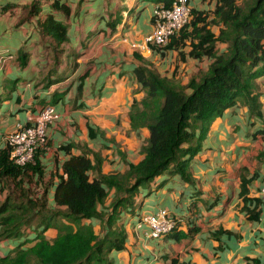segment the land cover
<instances>
[{
  "label": "crops",
  "instance_id": "crops-1",
  "mask_svg": "<svg viewBox=\"0 0 264 264\" xmlns=\"http://www.w3.org/2000/svg\"><path fill=\"white\" fill-rule=\"evenodd\" d=\"M50 1L0 0V147L6 132L25 123L44 103L52 104L56 118L46 127V144L36 150L31 164L40 172L28 167L22 182L39 195L43 191L52 207L53 188L68 156L84 153L96 161L98 168L89 170L90 177L97 170L123 172L127 163L142 157L148 129L132 127L128 117L131 100L143 95L132 73L136 65L152 63L166 76L177 66L187 72V80L205 69L209 59L189 55L185 39L161 48L130 46L151 30V10L159 0H60L69 8L66 14L51 9ZM190 7L202 10L203 5L191 0ZM47 13L66 25L60 53L53 51L49 59L41 41L51 37L37 29V19ZM218 26L206 25L214 35ZM214 48L224 49L225 43L215 41ZM19 49L27 52L22 60ZM178 49L183 51L179 59ZM254 84L262 117L251 115L241 101L226 107L210 121L188 160L190 181L166 171L139 186L132 205L121 210L116 221L125 237L122 247L108 251L111 264H170L172 259L174 264H246L250 258L264 262V140L258 132L264 128V73ZM65 143L67 150L61 147ZM241 184L246 189L242 195ZM6 188L0 182V198ZM113 195L111 188L98 208L108 207ZM159 207L176 225L164 236L150 237L141 217ZM256 209L257 217H250ZM82 222L101 232L98 219ZM31 229L35 234L34 225L25 226L15 237L24 239L15 245L0 239V255L18 244L30 245L33 237L26 236ZM56 232L49 226L42 233L51 239Z\"/></svg>",
  "mask_w": 264,
  "mask_h": 264
},
{
  "label": "trees",
  "instance_id": "trees-1",
  "mask_svg": "<svg viewBox=\"0 0 264 264\" xmlns=\"http://www.w3.org/2000/svg\"><path fill=\"white\" fill-rule=\"evenodd\" d=\"M170 1L158 3L168 5ZM49 6L65 14L69 10L60 0H51ZM190 11L188 22L169 43L183 44L187 39L189 55L209 59L205 69L189 76L183 85L159 75L151 64L132 69L143 95L130 102V125L148 129L140 147L142 157L136 163H127L123 172L97 170L90 177L89 170L98 168L96 161L92 163L84 153L68 156L61 163L62 173L54 185V205L50 207L43 191L39 195L22 184L27 179L25 170L29 167L39 174V167L12 163L7 147H0V182L7 187L0 201V239L20 236L34 220L37 228L30 245L18 244L0 255V264H111L108 251L122 247L125 237L116 221L120 211L132 205L139 186H147L154 176L166 171L190 181L188 160L199 149L210 121L226 107L241 101L251 115L262 117L254 78L264 73V0H214L210 12L191 7ZM212 23L219 24L215 35L206 27ZM187 26L190 29L184 31ZM37 29L57 44L66 38L65 23L52 13L37 19ZM215 41L224 42L225 48L216 51ZM26 54L19 49L20 60ZM178 54L183 56L180 50ZM258 132L264 140V128ZM61 147L67 150L69 143ZM111 188L114 195L108 207L98 208ZM245 191L241 184L240 194ZM258 211L250 217L256 218ZM60 216L67 222L58 223ZM91 218L98 219L100 233L94 232L90 222H82ZM49 226L57 228L51 239L42 233ZM246 264L264 262L250 258Z\"/></svg>",
  "mask_w": 264,
  "mask_h": 264
},
{
  "label": "built area",
  "instance_id": "built-area-1",
  "mask_svg": "<svg viewBox=\"0 0 264 264\" xmlns=\"http://www.w3.org/2000/svg\"><path fill=\"white\" fill-rule=\"evenodd\" d=\"M188 0H171L168 5L156 3L151 10V30L140 42H130L138 50L165 46L171 36L177 34L190 17ZM56 112L51 103H44L36 113L30 115L25 123H17L3 136V146L7 147L8 158L16 165H25L34 160L38 148L46 144V127L54 121ZM264 194V186L261 188ZM141 221L148 227L147 235L161 237L169 233L176 225V220L168 217L163 207L143 214Z\"/></svg>",
  "mask_w": 264,
  "mask_h": 264
},
{
  "label": "rangeland",
  "instance_id": "rangeland-1",
  "mask_svg": "<svg viewBox=\"0 0 264 264\" xmlns=\"http://www.w3.org/2000/svg\"><path fill=\"white\" fill-rule=\"evenodd\" d=\"M190 1L191 0H188V3H189V5H190ZM201 2H202V5H203V7H201L202 8V10H204V11H209L210 12V10L211 9H209V8H212L213 7V0H200ZM198 24H200V23H198ZM187 28V29H186ZM185 28V30L184 31H186V30H188V29H190V27H186ZM194 38V37H193ZM186 41H187V39H186ZM41 43H42V45L44 46V48H45V46H46V48L49 50V55H47V53H46V57L48 58V56L50 57V54L53 52V51H55V50H58V49H61V47L62 46H59V44H57L52 38H48V37H46V38H44L42 41H41ZM45 48V49H46ZM174 48H176V47H174ZM185 49H186V51L189 49V48H187V47H184ZM177 49V48H176ZM179 50V49H178ZM178 50H176V54H177V57H178V59H179V54H178ZM180 51H182V50H180ZM58 52L60 53V50H58ZM182 53H183V51H182ZM3 58L1 57L0 58V61L2 60ZM49 59V58H48ZM152 64V63H151ZM183 65L185 64L184 62L182 63ZM152 66V65H151ZM180 66V65H179ZM153 67V66H152ZM185 70H183L182 68H180L179 67V69H177V66L171 71V76H166L165 74H159V75H161V76H166V77H169L170 79H172V80H174L175 82L174 83H176V84H185L186 83V79H184V75H185V72H184ZM187 73V72H186ZM189 78V77H188ZM186 80V81H185ZM7 133V132H6ZM5 133V134H6ZM4 134V135H5ZM1 136H3V134L1 135ZM2 140H3V138H2ZM34 161V160H33ZM33 161L30 163V164H32L33 163ZM8 191H10V189L8 190ZM11 192V191H10ZM6 193V192H5ZM10 195H14V193L13 192H11L10 193ZM2 200V198H0V201ZM56 221L59 223L60 221H61V219L60 218H56ZM36 223V220H34L33 222H31L28 226H30V225H35V223ZM36 226V225H35ZM95 228V231L97 232V233H100V229L97 227V226H95L94 227ZM34 236V230L33 229H31V231L30 232H28V235L26 236L27 238H32ZM11 242H13V244L15 245V244H17L18 242H20L21 241V239H24V238H12V237H9L8 238ZM5 254V253H4Z\"/></svg>",
  "mask_w": 264,
  "mask_h": 264
}]
</instances>
